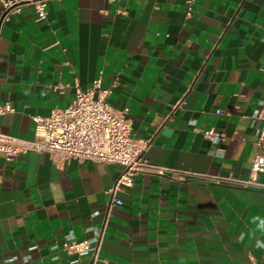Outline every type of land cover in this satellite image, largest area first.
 <instances>
[{"label": "crops", "instance_id": "0c3cea01", "mask_svg": "<svg viewBox=\"0 0 264 264\" xmlns=\"http://www.w3.org/2000/svg\"><path fill=\"white\" fill-rule=\"evenodd\" d=\"M100 78L128 109L146 160L112 204L113 164L0 153V264H92L64 241L101 234L94 264H264V190L246 180L263 129L264 0H48L46 18L0 11V131L31 140L33 117L67 107ZM214 129L224 141L212 143ZM264 154V144L261 149ZM182 172L200 175L188 177ZM264 184V173L257 174ZM241 233L244 239H239Z\"/></svg>", "mask_w": 264, "mask_h": 264}, {"label": "built area", "instance_id": "2783aa9c", "mask_svg": "<svg viewBox=\"0 0 264 264\" xmlns=\"http://www.w3.org/2000/svg\"><path fill=\"white\" fill-rule=\"evenodd\" d=\"M48 0H0L1 21H8L13 14L24 8L32 10L36 21L46 18ZM194 0H186L188 12ZM118 86L112 81L107 88H102L100 78L95 79L85 90L76 89L74 100L63 109H52L45 117H33L35 124L34 137L31 140L6 135L0 131V153L7 161L25 153L47 154L54 162H79L113 164L121 171L108 189L112 204L120 206L121 195L133 185L134 178L141 174L163 175L178 171L152 165L145 158L146 142L131 137V122L128 109H113L107 98ZM9 104H0V115L11 112ZM258 119L263 123V129L254 145V153L250 175L246 180L234 178H212L216 183L235 185L241 188L264 190V184L257 181V174L264 173V154L261 149L264 144V106L260 109ZM204 136L212 143L224 141L222 133L210 129ZM188 177H199L198 174L182 172ZM101 234L93 239L80 241H64L61 251L70 255L91 252L94 264L98 261V251Z\"/></svg>", "mask_w": 264, "mask_h": 264}, {"label": "clouds", "instance_id": "9594fccd", "mask_svg": "<svg viewBox=\"0 0 264 264\" xmlns=\"http://www.w3.org/2000/svg\"><path fill=\"white\" fill-rule=\"evenodd\" d=\"M252 222L257 224V228L261 231L264 232V218L259 217V216H255L252 218ZM239 239L243 240L244 239V234L241 233ZM257 249H264V241L257 239L255 241V245H254Z\"/></svg>", "mask_w": 264, "mask_h": 264}]
</instances>
